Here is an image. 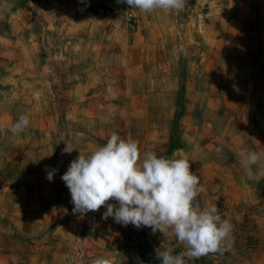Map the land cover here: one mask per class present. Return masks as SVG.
Segmentation results:
<instances>
[{
	"label": "rangeland",
	"instance_id": "obj_1",
	"mask_svg": "<svg viewBox=\"0 0 264 264\" xmlns=\"http://www.w3.org/2000/svg\"><path fill=\"white\" fill-rule=\"evenodd\" d=\"M115 2L78 0L75 7L78 6L79 17L75 21L71 18L75 7L70 0L47 3V7L38 0H0V171L2 169L12 179L15 187L16 200L11 211L15 218L10 223L19 254L16 262L37 264L41 257L32 255L34 251L37 254L45 250L46 246L61 251L60 264H90L97 257L109 258L112 264H140L141 261L160 264L156 249L149 245L141 247L151 254L150 258L138 256L133 247L134 243L139 244L138 235L131 231L135 226L125 227L113 217L103 219L105 206L83 216L73 214L69 189L61 179L80 152L88 155L105 145L112 133L126 140H136L139 150L149 152L153 135L150 125H159L158 149L164 153L160 156L166 157L170 143L176 142L184 125L180 121L185 109L184 83L174 90L176 83L169 80L168 74L178 69V63L182 66L181 58L194 57L196 53L191 54L190 49L185 52L173 48L149 49L141 58V67L125 74V68L119 66L121 72H117V66L126 61L125 57H118L117 49L120 42L129 46L133 41L131 29L136 24L128 23ZM84 11H89V17ZM101 12L118 15L125 31L115 30L112 20L104 24L105 16ZM185 13L184 9L173 12L178 18L174 24L179 31L183 18H188ZM169 35H163L162 41L171 48L174 40ZM176 36L178 38V34ZM157 39L155 34L152 40ZM260 52L255 50L251 54L260 55ZM158 59L165 62L160 69L152 65ZM221 84L227 90V97L222 101L223 120L229 119L234 109H239L250 121L255 112L264 109L262 74L250 73L240 81ZM212 88L214 83L202 82V95ZM156 91L159 96H152ZM20 115H28L30 124L21 133L12 135L9 128ZM65 142L75 148L71 154L63 153ZM53 169L56 171L49 181L47 172ZM191 172L197 173L193 169ZM29 182L33 186L46 183L51 200L55 187L62 193L64 213L58 235L53 233V225L36 230L30 225L31 220L35 221L36 212L32 219L26 220L29 222L26 227L21 224L20 220L24 219L20 215L28 208L18 196L25 195L20 190L21 185ZM197 200L202 208V193ZM141 228L160 241V246L165 243L174 255L186 250L172 233L165 240L164 236ZM79 236L82 241L78 240ZM245 236L246 233L240 232L244 240ZM247 242L251 240L241 242V246L248 248ZM239 245L236 239L233 248L237 251ZM30 253L28 260L26 255ZM218 255L210 253L189 259L188 264H219ZM224 260L230 261L228 257ZM235 260L247 262L243 258ZM251 264H264V261L255 258Z\"/></svg>",
	"mask_w": 264,
	"mask_h": 264
},
{
	"label": "crops",
	"instance_id": "obj_2",
	"mask_svg": "<svg viewBox=\"0 0 264 264\" xmlns=\"http://www.w3.org/2000/svg\"><path fill=\"white\" fill-rule=\"evenodd\" d=\"M68 1L38 0L46 4V7L47 3ZM70 2L75 7L78 0ZM77 7L71 10V18L75 21L79 17ZM41 10L46 12L43 7ZM132 11L135 17L134 25L136 24L131 29L133 41L129 46L125 42H120L117 49L118 57H125L126 61L117 66V72H121L119 66L125 68V74L132 73L133 68L141 67V58L149 49L173 48L184 52L190 49L191 54L196 53L194 57L181 58L182 66L178 63V69L176 67L168 74L169 80L176 83L173 86L174 90H178L180 84L184 83L181 85L185 109L180 116V121L184 125H181L180 133L174 142L176 146L167 151L166 157L189 160L190 171L196 170V175L206 189L202 193V208L216 205L222 219L229 220L234 226L233 236L235 240L239 239V248L237 251L236 248H232L219 254L217 257L219 264H251L255 258L264 261V178L258 183L247 179L240 164V157L237 155L241 148L264 151V109L255 112L250 121L242 116L244 112L239 109H234L233 115L226 121L222 119L221 113L223 97H227L225 93L227 90H224L221 83L240 81L250 73L264 76V68L261 70V67H264V0H196L193 10L185 13L188 18H183L181 31L174 24L178 18L173 12L145 13L136 9ZM83 13L89 17V11ZM101 14L105 16V21H102L104 24L112 20L115 30L125 31V25L119 20L118 15L108 12ZM155 34L158 35L157 41L152 40ZM167 34L174 40L170 43L171 48L162 41L163 35ZM255 50H260V55L253 56L251 53ZM151 56L153 59V54ZM164 64L165 62H160V59L152 62V65L159 69ZM207 81L214 83V89L205 90L202 95V82ZM152 96H159L158 91ZM202 96L205 98L203 102ZM150 129L153 135L149 151L155 152L158 156L164 155L158 149L159 125H150ZM218 146H223V153L217 154L215 149ZM139 151L141 156L147 152L146 149ZM12 182L1 169V264H22L21 261H15L19 254L11 235L13 229L10 222L15 218L11 212L12 203L16 200ZM20 190L26 196L19 195L18 199H22L28 208L20 215L24 219L20 220L21 224L26 227L25 225L29 223L26 220L32 219L33 213L36 212L35 221L31 220L30 225L35 230L53 225L52 231L58 235L62 229L64 213L62 193H58L55 187L51 200L47 195L46 183L44 186L41 184L33 186L29 182L21 185ZM145 228L152 232L151 228ZM240 232L246 233L245 240L240 237ZM154 234L163 236L159 231ZM247 240L251 242H247L248 248H243L241 242ZM44 248L45 250H40V253L36 252L37 254L32 248L34 251L32 256L41 257L37 264H60L61 251L51 250L46 246ZM30 257L31 253L26 255L28 260ZM226 257L230 259L229 263L224 260ZM236 258L246 259L247 262L239 263ZM23 264L31 263L29 261Z\"/></svg>",
	"mask_w": 264,
	"mask_h": 264
},
{
	"label": "clouds",
	"instance_id": "obj_3",
	"mask_svg": "<svg viewBox=\"0 0 264 264\" xmlns=\"http://www.w3.org/2000/svg\"><path fill=\"white\" fill-rule=\"evenodd\" d=\"M117 3L145 13H178L188 0H117ZM29 124V116L20 115L9 131L17 135ZM65 143L63 153L71 154L75 148ZM215 151L221 154L224 148L218 146ZM237 155L246 178L260 182L264 178V151L241 148ZM55 171L47 172L49 181ZM61 179L69 189L73 214L83 216L105 206L103 219L113 217L125 227L129 224L137 229L149 227L153 233H162L165 240L171 232L186 250L174 255L163 243L155 253L160 264H188L189 259L223 254L234 246L233 224L222 219L216 205L201 208L197 197L206 189L199 176L190 171V162L185 158L158 156L151 151L141 156L136 140L112 133L105 145L88 155L80 152ZM90 264L112 262L97 257Z\"/></svg>",
	"mask_w": 264,
	"mask_h": 264
},
{
	"label": "built area",
	"instance_id": "obj_4",
	"mask_svg": "<svg viewBox=\"0 0 264 264\" xmlns=\"http://www.w3.org/2000/svg\"><path fill=\"white\" fill-rule=\"evenodd\" d=\"M115 1H116L115 3H116L117 9L123 13V16L125 17V19L128 21L129 24H133L135 22V17L132 12V9L125 3H117V0ZM195 1L196 0H188V3L184 8L185 12H191L193 10ZM131 231H133L136 235H138L139 244L134 243L133 247H134V250H136L140 258L144 257L148 259L151 256L149 252L143 250V248L141 247L142 244H145L147 246L149 245L150 247H153L154 249H158L161 247L160 246L161 242L157 241V239L154 238L152 235L148 233H144L142 231V228L137 229L136 227H131ZM78 240L82 241V236H79Z\"/></svg>",
	"mask_w": 264,
	"mask_h": 264
},
{
	"label": "trees",
	"instance_id": "obj_5",
	"mask_svg": "<svg viewBox=\"0 0 264 264\" xmlns=\"http://www.w3.org/2000/svg\"><path fill=\"white\" fill-rule=\"evenodd\" d=\"M175 146H176L175 143H170V145H169V149H173Z\"/></svg>",
	"mask_w": 264,
	"mask_h": 264
}]
</instances>
